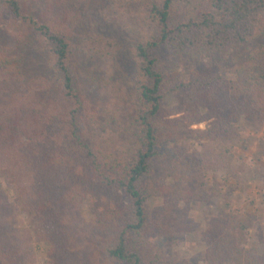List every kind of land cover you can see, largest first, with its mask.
<instances>
[{
    "label": "trees",
    "instance_id": "obj_1",
    "mask_svg": "<svg viewBox=\"0 0 264 264\" xmlns=\"http://www.w3.org/2000/svg\"><path fill=\"white\" fill-rule=\"evenodd\" d=\"M88 2L0 0V177L46 234L47 264H175L168 248L192 231V205L211 200L193 178L231 169L225 147L240 119L264 122V0H117L123 31L137 37L131 89L115 62L124 49L87 22ZM32 50L49 57L54 80H26ZM77 57L93 64L107 104L80 88ZM203 59L236 77L203 70ZM188 64L198 68L184 82ZM169 95L185 107L180 119L164 108ZM178 140L219 150L169 146ZM86 199L91 223L81 214ZM152 200L160 206L150 219ZM18 212L0 192V264L35 262ZM249 230L235 216L213 220L202 238L207 264H264V254L244 248Z\"/></svg>",
    "mask_w": 264,
    "mask_h": 264
},
{
    "label": "rangeland",
    "instance_id": "obj_2",
    "mask_svg": "<svg viewBox=\"0 0 264 264\" xmlns=\"http://www.w3.org/2000/svg\"><path fill=\"white\" fill-rule=\"evenodd\" d=\"M117 0H89L86 9V20L88 23H95L99 31L108 37L119 40L124 51L117 58L116 67L118 77L123 84L131 89L136 78V64L129 54V50L137 42L135 34L123 31L122 17L116 12L115 3ZM35 13L39 14L37 4L33 5ZM2 25L0 24V28ZM1 31V30H0ZM3 36L0 32V39ZM75 72L80 88L85 95L96 101V105L107 104L102 102L93 84L95 72H92L93 64L88 63L84 58L75 59ZM200 66L203 70L211 73H221L228 79L236 76L231 72L230 67L216 64L208 59H203ZM198 68L195 64L183 65L181 79L188 82L191 73ZM26 80L32 83L37 78L54 80L49 72V57L39 51H30L25 63ZM128 104L121 109L123 116L128 115ZM167 113L174 119H180L185 114V107L174 96L169 95L163 102ZM106 119L110 114L105 115ZM206 124L200 125L197 129L205 130ZM183 130V128L181 127ZM236 139L226 145L231 155L232 167L230 170L219 172L203 173L192 180L191 186H201L211 196V200L205 203H194L190 209V219L193 221L192 231L188 232L181 243H173L168 248L174 255L175 264H207L206 252L208 246L202 241L204 233L209 230L210 223L215 219L235 216L246 222L250 230L246 233V250L256 248L260 255L264 254V122L260 120H248L242 118L236 127ZM178 145L189 148L192 152L207 153L219 148L208 141L178 140L170 147ZM230 173V174H229ZM171 182V181H170ZM186 186H190L187 183ZM0 192L5 193L14 206L18 207V230L29 239L30 249L33 252L35 262L33 264H47L51 244L46 234L35 224L32 218L18 204L17 193L11 184L6 183L0 177ZM160 206L159 202L150 201L148 215L152 219L156 217L155 209ZM82 217L88 222H94V215L91 211L90 201L83 202ZM169 243L161 241V249L166 248Z\"/></svg>",
    "mask_w": 264,
    "mask_h": 264
}]
</instances>
